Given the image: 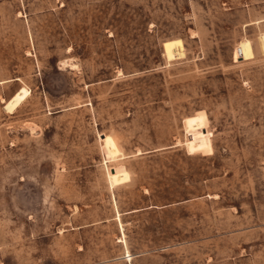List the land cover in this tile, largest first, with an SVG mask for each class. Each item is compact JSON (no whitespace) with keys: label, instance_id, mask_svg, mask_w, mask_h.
Listing matches in <instances>:
<instances>
[{"label":"rangeland","instance_id":"obj_1","mask_svg":"<svg viewBox=\"0 0 264 264\" xmlns=\"http://www.w3.org/2000/svg\"><path fill=\"white\" fill-rule=\"evenodd\" d=\"M0 264H264V0H0Z\"/></svg>","mask_w":264,"mask_h":264},{"label":"bare ground","instance_id":"obj_2","mask_svg":"<svg viewBox=\"0 0 264 264\" xmlns=\"http://www.w3.org/2000/svg\"><path fill=\"white\" fill-rule=\"evenodd\" d=\"M26 91L25 90H21L20 92L16 93L12 99H10V101L12 103H16L19 104L21 102V100L23 99V97L25 96Z\"/></svg>","mask_w":264,"mask_h":264}]
</instances>
